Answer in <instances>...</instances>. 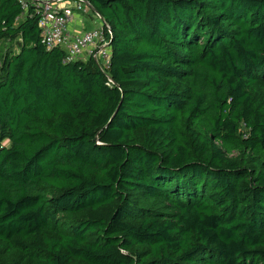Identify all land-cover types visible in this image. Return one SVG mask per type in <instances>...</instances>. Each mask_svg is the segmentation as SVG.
Listing matches in <instances>:
<instances>
[{"label": "trees", "instance_id": "16d2710c", "mask_svg": "<svg viewBox=\"0 0 264 264\" xmlns=\"http://www.w3.org/2000/svg\"><path fill=\"white\" fill-rule=\"evenodd\" d=\"M89 1L104 70L0 0V264H264V0Z\"/></svg>", "mask_w": 264, "mask_h": 264}, {"label": "built area", "instance_id": "2783aa9c", "mask_svg": "<svg viewBox=\"0 0 264 264\" xmlns=\"http://www.w3.org/2000/svg\"><path fill=\"white\" fill-rule=\"evenodd\" d=\"M21 16L36 17L41 43L47 50L65 51V61L93 59L101 70L108 68L111 59L109 25L95 11L89 0H16ZM88 15L89 17L85 18ZM91 21L85 28V23ZM78 22L79 33L71 25ZM96 24V25H95Z\"/></svg>", "mask_w": 264, "mask_h": 264}, {"label": "rangeland", "instance_id": "374dc122", "mask_svg": "<svg viewBox=\"0 0 264 264\" xmlns=\"http://www.w3.org/2000/svg\"><path fill=\"white\" fill-rule=\"evenodd\" d=\"M87 17H89L88 15H86L85 16V18H87ZM91 26V27H93L94 26V24L91 22V21H88L87 23H85V28H88V26L89 25ZM96 25V24H95ZM8 47V45H6V44H1V48L0 49H5V48H7ZM13 48L15 49V51L17 50V46H16V44L15 45H13Z\"/></svg>", "mask_w": 264, "mask_h": 264}, {"label": "crops", "instance_id": "0c3cea01", "mask_svg": "<svg viewBox=\"0 0 264 264\" xmlns=\"http://www.w3.org/2000/svg\"><path fill=\"white\" fill-rule=\"evenodd\" d=\"M71 30L73 31V33H79L80 32V27L78 26V22L73 23V25H71Z\"/></svg>", "mask_w": 264, "mask_h": 264}, {"label": "water", "instance_id": "95a60500", "mask_svg": "<svg viewBox=\"0 0 264 264\" xmlns=\"http://www.w3.org/2000/svg\"><path fill=\"white\" fill-rule=\"evenodd\" d=\"M96 11V10H95Z\"/></svg>", "mask_w": 264, "mask_h": 264}]
</instances>
